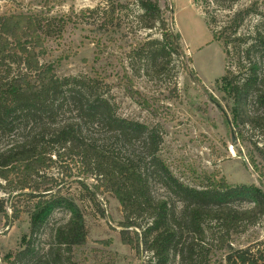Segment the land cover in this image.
Listing matches in <instances>:
<instances>
[{"label":"rangeland","instance_id":"obj_1","mask_svg":"<svg viewBox=\"0 0 264 264\" xmlns=\"http://www.w3.org/2000/svg\"><path fill=\"white\" fill-rule=\"evenodd\" d=\"M119 1L123 5L117 6L115 15L92 16L87 8L102 9L109 1L0 0V15L35 12L62 19L65 25L62 31L61 22L56 25V34L48 40V53L43 60L51 63L60 77L102 76L103 81L96 83L98 91L109 98L118 115L138 120L156 131L162 138L158 155L177 178L198 186L205 174H220L231 185L255 184L264 192V157L254 146L256 142L264 152V135L248 125L236 124L231 100L221 83L225 74L246 77L254 65L260 87L264 88V39L257 40L250 49L251 63L245 57L247 48L256 42V32L264 37V0H160L163 8L168 6L174 11L173 27L181 35L186 56L183 59L172 53L169 69L161 74L152 65L147 48H143L148 40L161 39V31L139 25L136 0H115ZM238 10L249 12H243V21L233 37L245 40L231 42L226 53L221 31ZM214 32L220 34L219 39H213ZM224 32L228 35L231 28ZM187 57L192 60L187 61ZM253 95L248 98L249 108L258 111L261 107ZM233 135L236 143L232 141ZM4 143L0 140V144ZM136 145L137 154H146H141V144ZM64 162L70 164L63 168L64 174L58 175L60 167L56 165L47 174L59 176L52 187L81 210L86 241L71 249L56 245L55 230L70 216L69 208L62 204L33 237L32 250L20 264H145L150 253H138L122 242L120 224L124 215L118 200L103 190L94 194L93 187L84 189L75 181L84 177L79 176L71 159ZM0 183L5 185L3 180ZM154 190L159 197L173 198L158 177ZM18 194L7 193L0 187V200L10 214L7 217L0 212V264H7V258L24 248L30 238L28 210L33 200L28 194ZM233 203L239 209L252 204L249 199H236ZM205 225L201 241L203 264H228V244L235 249L250 247L260 264H264V216L255 223L239 224L227 244L217 241L222 234L218 225ZM169 264H180L179 258H173Z\"/></svg>","mask_w":264,"mask_h":264},{"label":"trees","instance_id":"obj_2","mask_svg":"<svg viewBox=\"0 0 264 264\" xmlns=\"http://www.w3.org/2000/svg\"><path fill=\"white\" fill-rule=\"evenodd\" d=\"M108 1L105 8L86 11L92 16H113L117 6L123 4ZM136 2L139 25L161 31V39L148 40L143 47L161 74L169 69L172 53L186 57L181 35L173 27L174 11L168 6L163 8L160 0ZM243 12L249 10L234 12L230 24L221 31L226 53L231 42L241 40L233 35L243 21ZM59 21L62 31L65 22L54 16L35 12L0 15V140L5 141L0 144V180L5 185L0 183V187L10 194H28L33 200L28 210L30 238L24 248L7 258V264H20L30 254L33 237L62 204L69 208L70 216L55 230L56 245L71 249L85 243L87 230L81 210L52 187L60 173L64 174L63 168H69L70 164H64L68 157L79 176L84 177L75 180L84 189L93 187L94 194L103 190L118 200L124 215L120 224L122 242L138 253H150L145 264H169L176 257L180 264H203L201 241L206 222L219 226L222 234L217 241L227 244L239 224L255 223L264 216V192L255 184L234 186L218 173L219 176L205 174L198 186L177 178L158 155L162 138L156 131L138 120L118 115L109 98L98 91L96 83L103 81L102 76H58L54 66L43 59ZM228 28L231 32L224 35ZM219 35L214 32L213 39H219ZM263 39L262 33L256 32V42L245 53L249 63L250 49ZM97 45L101 48L100 42ZM249 69L242 78L225 74L221 83L231 100L236 124L248 125L264 135V88L260 87L254 65ZM191 74L196 77L194 70ZM252 93L261 107L258 111L249 108ZM137 143L143 148L141 154L146 152L143 156L136 153ZM254 146L264 157L256 142ZM250 162L257 168L253 157ZM55 165L60 167L58 178L47 174ZM155 177L173 193L172 199L155 194ZM236 199H249L252 204L239 209L233 203ZM0 212L10 216L2 200ZM228 247V264H260L250 247Z\"/></svg>","mask_w":264,"mask_h":264},{"label":"water","instance_id":"obj_3","mask_svg":"<svg viewBox=\"0 0 264 264\" xmlns=\"http://www.w3.org/2000/svg\"><path fill=\"white\" fill-rule=\"evenodd\" d=\"M235 141L234 135H233V142Z\"/></svg>","mask_w":264,"mask_h":264}]
</instances>
